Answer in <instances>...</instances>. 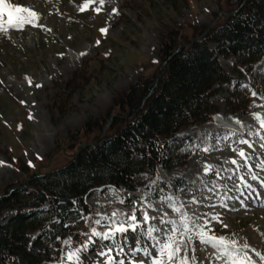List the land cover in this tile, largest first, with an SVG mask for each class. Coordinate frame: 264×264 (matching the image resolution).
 <instances>
[{
    "label": "rangeland",
    "instance_id": "obj_1",
    "mask_svg": "<svg viewBox=\"0 0 264 264\" xmlns=\"http://www.w3.org/2000/svg\"><path fill=\"white\" fill-rule=\"evenodd\" d=\"M246 1L104 0L101 6L100 0H92L80 11L87 0H9L35 10L39 20L35 27L0 31V196L25 185L32 174L67 165L82 144L99 134V129L86 130L99 119H106L100 135L104 137L118 113L112 110L115 96L141 79L163 74L161 53L169 33L178 32L180 48L189 45L221 25L229 13H238ZM103 28L107 33L100 31ZM219 60L235 84L250 85V92L257 93L240 102L236 111L224 104V91L213 99L220 108L219 117L232 121L249 137L216 128L215 119L181 131L171 142L175 163L159 168L156 178L138 176L137 190L101 188L88 194L92 212L88 231L80 235L81 244L93 228L106 230L108 221L95 223L102 216L135 210L140 226L127 233L126 255L120 258L152 264L158 258L155 242L164 237V231L149 236L147 229L168 230L172 225L163 220L179 224L187 215L192 218V231L181 236V229L176 238L189 264H225L217 249L200 241L197 233L205 226L212 234L236 240L251 264H264L255 255L264 256V168L260 167L264 127L255 117L258 113L264 119V58L251 74L232 58L220 56ZM240 150L245 152L246 164L238 155ZM174 183L183 187L176 188ZM196 188L201 196L193 194ZM145 211L150 217L147 224L142 219ZM12 215L8 212L3 220ZM93 240L81 260L104 264L98 252L111 241ZM75 247L79 246L73 241L64 244L61 259ZM129 248L140 251L131 254Z\"/></svg>",
    "mask_w": 264,
    "mask_h": 264
},
{
    "label": "trees",
    "instance_id": "obj_2",
    "mask_svg": "<svg viewBox=\"0 0 264 264\" xmlns=\"http://www.w3.org/2000/svg\"><path fill=\"white\" fill-rule=\"evenodd\" d=\"M165 39L163 74L115 96L112 110L118 113L104 137L106 119H99L86 128L99 134L67 165L32 174L25 185L0 196V264L59 262L64 241L80 246V235L88 231L91 191L137 190L138 176L152 180L159 168L172 167L171 142L220 113L213 103L219 92L231 110L246 102L250 88L235 84L219 57L234 59L250 74L264 58V0H247L189 48L180 49L177 31ZM8 212L13 215L3 220Z\"/></svg>",
    "mask_w": 264,
    "mask_h": 264
},
{
    "label": "snow or ice",
    "instance_id": "obj_3",
    "mask_svg": "<svg viewBox=\"0 0 264 264\" xmlns=\"http://www.w3.org/2000/svg\"><path fill=\"white\" fill-rule=\"evenodd\" d=\"M92 0H87L84 3L80 11H85ZM101 6L104 4V0H100ZM98 13L101 8L95 9ZM113 12H116V9H113ZM5 17L7 19H5ZM39 20L38 13L30 7L21 6L17 4L10 3L9 0H0V31H8L9 28L23 29L25 25H31L33 27L38 26L37 22ZM102 33H107V29L103 28L100 30ZM98 43V42H97ZM85 55V53H81ZM39 87V85H37ZM253 97L257 96L256 92L252 93ZM257 120H260L261 127H264V119L260 117L257 113L255 114ZM241 143H247V141L241 140ZM251 147V145H249ZM238 155L244 159L245 164L247 163V157L243 150L238 152ZM233 164H237L236 160L231 161ZM3 163V162H0ZM210 167V166H208ZM260 167L264 168V162L261 163ZM208 168L205 169L207 171ZM243 179V177H241ZM253 179H256L253 176ZM264 186V183H262ZM250 187V185H248ZM123 203V201H121ZM75 204V201H73ZM179 211V208L174 209ZM121 217H124L123 219ZM145 224L148 223L150 217L145 211L142 217ZM151 219H155L152 217ZM191 217L185 215L182 217V220L179 224L176 221L163 220L162 223L172 225L168 230L157 229L155 226L149 227L147 229L148 235L151 236L153 232L164 231V237L161 240H156L154 246H158L157 255L158 258L154 259L152 264H189V257L187 255H181L183 248L181 247L180 242L176 238V234L183 229V232H180V235L183 236L185 233L192 231V228L189 227V220ZM101 220H106L108 223L105 225L106 230L103 232L97 231L95 228L91 230V233L88 235V240L81 244L79 247H75L67 251L64 257L59 261V264H83L81 260V253L87 251L89 245L94 244L95 241L93 237H99L103 240L111 241L110 244L103 245L102 249L99 250L98 255L104 257V264H143V262H137L135 260L125 261V259L120 258L125 253V247H127V233L129 231L136 232L137 228L140 226L139 221L137 220L136 211L133 210L131 213H122L120 211L112 212L111 216H102L101 219L95 221L96 224H100ZM192 227H196L195 221H193ZM225 227H227L225 225ZM120 234H123L120 236ZM201 242L211 245L213 248L217 249L219 252V259H223L225 264H251V258L247 256L246 252H243V249L238 247L236 240H230L222 235L217 236L212 234L207 226L201 228L197 233ZM119 237V239H117ZM32 239H35L33 237ZM155 239V238H153ZM71 239L64 241V244H71ZM139 243V240L137 241ZM248 245H243V248H247ZM106 249V250H105ZM140 251L139 248L132 249L129 248L128 252L134 254L135 252ZM113 252L116 254L113 255ZM145 254L147 250H145ZM262 261H264V256H261L259 252L256 253Z\"/></svg>",
    "mask_w": 264,
    "mask_h": 264
},
{
    "label": "bare ground",
    "instance_id": "obj_4",
    "mask_svg": "<svg viewBox=\"0 0 264 264\" xmlns=\"http://www.w3.org/2000/svg\"><path fill=\"white\" fill-rule=\"evenodd\" d=\"M263 67H264V64H263ZM218 119H216V124H215V126H216V128H222V129H225L226 131H229L230 132V130H228L227 129V124H228V122L227 121H225L222 117H217ZM262 118V117H261ZM225 122H227V124L225 123ZM230 123V122H229ZM232 127H234V125L233 124H230ZM225 127V128H224ZM232 132V131H231ZM238 147V146H237ZM230 157V156H229ZM228 158V157H227ZM231 158V157H230ZM233 158V157H232ZM234 160V159H233ZM220 161V160H219ZM193 194H195V195H197V196H201V193H200V190L199 189H194V192H193ZM263 204H264V202H263ZM249 252V251H248ZM256 255V254H255Z\"/></svg>",
    "mask_w": 264,
    "mask_h": 264
},
{
    "label": "water",
    "instance_id": "obj_5",
    "mask_svg": "<svg viewBox=\"0 0 264 264\" xmlns=\"http://www.w3.org/2000/svg\"><path fill=\"white\" fill-rule=\"evenodd\" d=\"M198 40H199V39L197 38V39L193 40V41L191 42V44H189V45H183L181 48H188L189 46L193 45L195 41H198ZM181 48H180V49H181ZM87 146H89V144H87V143L82 144V145L78 148V152H77V154H75V155H73V156H71V157H75V156H77V155L79 154V152H80V149L83 148V147H87ZM40 174H41V172L39 171V172H38V175H40Z\"/></svg>",
    "mask_w": 264,
    "mask_h": 264
}]
</instances>
